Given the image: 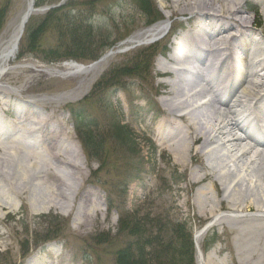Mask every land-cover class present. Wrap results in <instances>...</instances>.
<instances>
[{
    "label": "rangeland",
    "instance_id": "obj_1",
    "mask_svg": "<svg viewBox=\"0 0 264 264\" xmlns=\"http://www.w3.org/2000/svg\"><path fill=\"white\" fill-rule=\"evenodd\" d=\"M59 1L43 0L36 7L50 6L52 2L55 5ZM87 1L67 0L65 3L70 5ZM149 1L154 6L150 13L140 11L137 0H96L93 9L85 7L92 10L84 14L83 19L90 17L89 30L94 34L93 44L99 49L98 52L104 53L110 46L114 47L112 51L126 49L124 53L107 60L97 78L95 72L86 75L64 74L60 70L64 63L50 62L51 55L63 51L64 47V38L56 30H45L33 40L31 34L46 22L48 12L32 14L27 22V32L25 29L16 58L21 68L2 85L4 91L11 94L7 99L0 94V118L13 124L23 113L26 103L33 104L32 107H36L37 114L41 116H45V111L56 113L59 106L67 105L63 112L57 111V115L65 123L67 138L81 152L80 166L85 175V191L93 194L90 198L92 202L95 194L99 195L101 202L96 201L95 209L91 206L86 210V214L93 219L91 227L79 229L74 213L63 209L25 207L18 200L10 198L7 212H0V264H33L42 260L56 264L58 259H63L62 264H117V254L134 238L129 235L124 221L135 215L138 218V214L149 219L155 214L166 221L186 222L193 232V238L201 232L198 251L194 253L195 264H198L197 252L202 254V264H210L211 259L221 264H236L233 261L235 255L227 250L226 242L234 235L227 229L221 231L212 226L227 220L240 226L243 220L252 218V215L220 211L210 220L202 218L201 205L194 198L198 187L189 179L191 168L196 167L197 162H187L184 166L175 159L171 149L179 131H171L170 126L167 130L165 127L160 130L159 127L169 112V106L163 102L170 103L171 98L166 92L173 78L162 76L160 71L172 69L173 64L167 63V59L173 52L180 66L194 63L195 52L184 37L187 33H200L201 25L198 22L190 24L185 28L187 32H183L181 27H184L188 17L170 16L169 10L164 9L163 0ZM26 3L27 0H0L1 39H9L27 7ZM243 4L247 9L244 17L250 22L255 20L251 32L259 35L257 38L264 39V34H260L264 20L259 13L258 0H244ZM249 10L254 11V17ZM154 19H162L163 32L152 40L131 46L130 38L157 25L150 24ZM169 27V34L164 36ZM233 34L237 35L236 39L239 38V34L233 31L224 39H230ZM230 48L239 55H245L237 43ZM89 50H94V46ZM146 56L149 57V65L139 73L131 71V64L144 63ZM75 62L84 67L93 64L88 58ZM93 77L84 91V85ZM197 83L199 90L206 88L204 82ZM26 88L29 92L22 94ZM205 97L204 104H201L203 96L194 97L188 102L191 106L190 112H187V123L173 118L179 129L184 131L187 124L205 127L213 115L211 112L223 110L219 104L207 102L212 97L211 93H206ZM186 98L184 96L178 102L182 103ZM120 126L123 130L118 129ZM87 128L93 141L89 150L82 141V133ZM12 132L14 134V130ZM233 133L237 137L242 135L239 131ZM126 134L129 138L124 139ZM161 135L165 136L160 138ZM219 139L217 144L205 150L211 154V166L218 167L212 172L216 180L225 172L237 169V164L230 159L231 146H220L222 137ZM194 147L200 151L198 145ZM26 148L42 153L44 147L31 143ZM203 186L212 193L209 182ZM95 210L97 215H93ZM77 214L81 216L82 212ZM204 246H208V249L204 250ZM221 248L223 251L218 256L213 253Z\"/></svg>",
    "mask_w": 264,
    "mask_h": 264
},
{
    "label": "bare ground",
    "instance_id": "obj_2",
    "mask_svg": "<svg viewBox=\"0 0 264 264\" xmlns=\"http://www.w3.org/2000/svg\"><path fill=\"white\" fill-rule=\"evenodd\" d=\"M30 1L27 0V8L30 7ZM163 1L164 9L169 10L170 16L188 17L185 26L198 22L202 36H199L200 33H187L184 37L195 52L194 63L175 70L174 67L180 64L173 52L167 59L173 68L170 71L164 69L160 74L168 78L179 73L181 76L185 73L193 74L191 77L197 75L206 88L193 93V97H187L181 103L178 101L184 97L183 87L168 84L170 89L166 95L171 98L170 103H163L169 106V112L161 122L160 130L163 127L167 130L170 126L171 131H179L171 149L175 159L184 166L187 162H197V166L191 168L189 179L198 187L194 198L199 200L202 218L210 220L220 211L252 215V218L243 220L240 226L230 220L216 222L212 226L221 231L227 229L234 235V238L226 241L227 250L235 255L233 261L236 264H264V75L260 74L264 71V39L257 38L259 35L251 32L255 20L250 22L244 17L247 11L244 0ZM258 6L264 20V0H258ZM163 27V22L158 23L143 34L130 38L129 43L137 46L152 40L163 32ZM19 28L17 25L9 39L0 38V94L4 99L11 93L4 91L2 85L21 68L16 63L17 51L14 49L15 35ZM233 31L239 34L238 39L234 34L230 39H224L225 35ZM260 34H264V28ZM234 43L244 50V56L230 48ZM117 54L112 52L106 59L87 67L67 62L60 70L64 74L86 75L95 72L97 78L107 60ZM258 62L262 63L261 69L258 68ZM219 72H224V76L218 82V77L213 76ZM93 79L86 82L84 91ZM193 80H188L187 89L193 88ZM26 92H29L27 88L21 93ZM206 93L212 95L207 102L219 104L223 110L211 112L213 115L205 127L187 124L184 131L179 129L173 118L177 117L181 123H187V112H190L191 106L188 102L194 97L203 96L201 104H204ZM32 106L26 103L23 113L13 124L0 118V212H7L9 199L14 198L25 207L67 210L70 214L74 213L76 227H91L93 219L86 214V210L91 206L95 209L96 201L100 203L101 199L94 193L95 199L92 202L90 198L93 194L85 191V175L80 166L81 152L67 138L65 123L57 115V111L63 112L67 105L59 106L56 113L45 111V116L37 114L36 107ZM234 131L242 135L237 137ZM220 137V146H231L230 159L233 164H237V169L225 172L216 180L212 172L218 167L211 166V154L205 150L217 144ZM31 143L37 147L42 145V153L29 151L26 146ZM195 145H198L200 151L194 149ZM241 175L244 177L241 178ZM208 182L212 193L203 186ZM78 212H82L81 216ZM93 215H97V210ZM199 238L200 235L195 238L197 246ZM222 251L223 248L216 249L213 253L218 256ZM202 259V254L198 253V264H202ZM62 261L58 259L56 264H62ZM210 261V264H221L213 259ZM33 264L53 263L42 260Z\"/></svg>",
    "mask_w": 264,
    "mask_h": 264
},
{
    "label": "trees",
    "instance_id": "obj_3",
    "mask_svg": "<svg viewBox=\"0 0 264 264\" xmlns=\"http://www.w3.org/2000/svg\"><path fill=\"white\" fill-rule=\"evenodd\" d=\"M137 1L140 11L143 13H150V10L154 8L149 0ZM42 2L43 0H35V5L39 6ZM96 3V0L70 5L65 3L61 8L52 9L46 14V22L35 29L31 37H34L33 40H35L36 36H40L45 30L54 29L62 39L64 38L63 51L56 55L53 53L49 58L50 62L84 60L85 58L94 62L102 55L93 44L94 34L90 32V23L88 24L90 17L83 19L84 14L92 11L85 9V7L93 9ZM74 12L76 14H73ZM1 18L0 13V20ZM152 21L150 24L158 22L155 19ZM93 46L94 50H89ZM111 47L113 46L109 48ZM145 58V64L140 61L132 63L131 71L135 73L143 71L149 65V57L146 56ZM118 129L123 130V127L120 126ZM88 130L90 129L87 128V131H82V141L86 150L93 146L92 135ZM123 138L127 139L129 135L126 134ZM124 225L128 227L129 235L134 238H132L130 245H127L124 250L117 254V264H195L194 244L192 243L193 232L186 222L171 219L166 221L159 215L155 216V214L149 219L138 214V218L135 215L129 220H125ZM207 249L208 246H204V250Z\"/></svg>",
    "mask_w": 264,
    "mask_h": 264
},
{
    "label": "water",
    "instance_id": "obj_4",
    "mask_svg": "<svg viewBox=\"0 0 264 264\" xmlns=\"http://www.w3.org/2000/svg\"><path fill=\"white\" fill-rule=\"evenodd\" d=\"M65 0H61L59 3H58V5H56V6H51V7H46V8H40V9H36V8H33L34 7V2H35V0H31L30 1V7H28L27 8V10H26V12L22 15V17H21V20H20V23H19V32H18V34H16L15 36V42H14V49H15V51H17L18 50V45H19V43H20V41H21V36H22V34H23V32H24V29H25V24L28 22V20L30 19V15L32 14V13H40L41 11H49V10H51L52 8H57V7H61L62 5H63V2H64ZM106 57V56H105ZM104 58V57H103Z\"/></svg>",
    "mask_w": 264,
    "mask_h": 264
}]
</instances>
